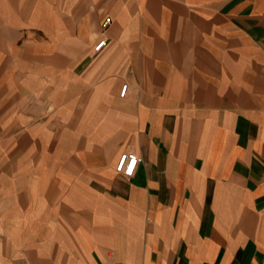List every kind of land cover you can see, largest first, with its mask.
Segmentation results:
<instances>
[{
	"label": "crops",
	"instance_id": "1",
	"mask_svg": "<svg viewBox=\"0 0 264 264\" xmlns=\"http://www.w3.org/2000/svg\"><path fill=\"white\" fill-rule=\"evenodd\" d=\"M0 31L15 49L42 32L58 63L43 129L15 137L41 147L43 184L0 147V215L50 223L15 245L57 238L60 264H264V0H0Z\"/></svg>",
	"mask_w": 264,
	"mask_h": 264
},
{
	"label": "rangeland",
	"instance_id": "2",
	"mask_svg": "<svg viewBox=\"0 0 264 264\" xmlns=\"http://www.w3.org/2000/svg\"><path fill=\"white\" fill-rule=\"evenodd\" d=\"M8 17L13 18V16ZM102 25L106 24L102 23ZM41 33L28 32L30 40L33 41L32 46L15 49V31H0V39H4L5 43L6 40L13 41L12 47L5 45L0 47V125H4L0 127L4 133L0 147H2V157L7 159L6 168H12L15 173V169L31 162V166L37 172L36 178H39L43 184L45 159L42 149L32 140L30 142L23 140L22 136L28 135L34 126L38 131L43 129L42 124L49 116L47 106L50 89H54L58 83V79H54V68H57L58 63H53L51 58L55 57L53 55L50 57L44 47L40 46L46 41ZM9 120H15V125ZM20 122L23 125L16 126ZM18 134H22L20 135L22 141L15 140ZM40 145L42 146V143ZM68 198L71 200L76 196L71 193ZM73 216L71 212L68 213L67 227L71 242L75 236ZM10 218L11 216L0 215V264H60L61 251L57 238L52 239V245L46 247V250H43L40 244L33 251L27 246L15 245V231L26 234V231L31 229L35 234L34 244L44 240L42 236L49 233L50 223L43 220V215H37L34 223L25 221L20 225L15 224V220ZM56 223V226H59V222ZM29 252L30 254L27 255ZM29 257L31 261L28 263Z\"/></svg>",
	"mask_w": 264,
	"mask_h": 264
},
{
	"label": "built area",
	"instance_id": "3",
	"mask_svg": "<svg viewBox=\"0 0 264 264\" xmlns=\"http://www.w3.org/2000/svg\"><path fill=\"white\" fill-rule=\"evenodd\" d=\"M109 21V17H106L104 23L106 24ZM104 43V40H100L95 44L94 48L99 49V47ZM126 89V84H123L121 93H124ZM139 156L135 152H124L121 154L119 161L115 165V168L122 172L124 175H131L134 170Z\"/></svg>",
	"mask_w": 264,
	"mask_h": 264
},
{
	"label": "bare ground",
	"instance_id": "4",
	"mask_svg": "<svg viewBox=\"0 0 264 264\" xmlns=\"http://www.w3.org/2000/svg\"><path fill=\"white\" fill-rule=\"evenodd\" d=\"M100 47H101V46H100ZM100 47H99V48H100ZM120 156H121V155H120ZM120 156L118 157V160H117V162L119 161V158H120ZM117 162H116V164H117Z\"/></svg>",
	"mask_w": 264,
	"mask_h": 264
}]
</instances>
